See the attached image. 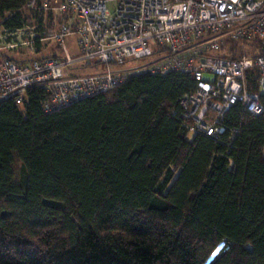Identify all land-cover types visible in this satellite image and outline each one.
<instances>
[{
	"label": "trees",
	"instance_id": "obj_1",
	"mask_svg": "<svg viewBox=\"0 0 264 264\" xmlns=\"http://www.w3.org/2000/svg\"><path fill=\"white\" fill-rule=\"evenodd\" d=\"M27 1L0 0L3 28L44 23ZM195 90L145 71L52 111L38 86L1 100L0 264H264V116L236 104L219 140L190 139Z\"/></svg>",
	"mask_w": 264,
	"mask_h": 264
},
{
	"label": "built area",
	"instance_id": "obj_2",
	"mask_svg": "<svg viewBox=\"0 0 264 264\" xmlns=\"http://www.w3.org/2000/svg\"><path fill=\"white\" fill-rule=\"evenodd\" d=\"M23 12L43 14L46 25L25 24L5 29L0 44V101L23 104L27 91L38 86L49 93L45 111L107 92L123 83L133 70H117L142 60L137 73L179 72L196 81V90L180 100V114L190 135L219 140L230 109L241 104L264 116V0H28ZM25 36L28 49L53 41L61 53L17 60L5 54ZM76 37L79 56L73 58L67 40ZM232 41L252 54L229 58L219 54ZM85 62L98 63L90 73L74 74ZM256 70L259 92L248 83ZM213 74L212 79L205 75ZM238 129L230 135L232 141Z\"/></svg>",
	"mask_w": 264,
	"mask_h": 264
},
{
	"label": "rangeland",
	"instance_id": "obj_3",
	"mask_svg": "<svg viewBox=\"0 0 264 264\" xmlns=\"http://www.w3.org/2000/svg\"><path fill=\"white\" fill-rule=\"evenodd\" d=\"M35 24L38 25L37 30L40 29V27H42V25H46V27H48V29L53 28L52 22L50 20H47L42 25L37 21L32 22L30 25H35ZM42 31L43 30L40 29L38 32L42 33ZM23 39H25V36L19 37V35H14L12 37V39L11 38L7 39V40H11L12 42H16V43L19 42V43L17 44V46L15 48H13V50H11V49L5 50V54L9 55V56H11L17 60L29 61V60L36 58V57H41V56H46V55H54V54H58L59 52L61 53V47H59L53 41H46L42 45H37V47L34 50H30L25 45L20 44V42L23 41ZM4 42H5V30H4V28L0 22V44H3ZM75 42H76L75 36H72L67 40V47H68L70 54L73 58H77L79 56V53L77 51V44ZM223 51L225 54H228V55L234 56V57L254 53L253 51L246 50L243 48H239L236 45L234 46L232 43H229V42H226V46H225ZM142 63H143L142 60L128 61L124 65L116 67V69L117 70L118 69L124 70V71L133 69L131 71V73L134 74V73H137V68L141 67ZM94 70H96L95 66L94 67L93 66H81V67L75 68L73 73L74 74H84V73H90ZM205 76L208 79H212L214 77L213 74H207ZM189 138L192 139L193 135H189ZM19 169H20V163L16 162V171L19 172ZM213 257H215V256H213Z\"/></svg>",
	"mask_w": 264,
	"mask_h": 264
},
{
	"label": "snow or ice",
	"instance_id": "obj_4",
	"mask_svg": "<svg viewBox=\"0 0 264 264\" xmlns=\"http://www.w3.org/2000/svg\"><path fill=\"white\" fill-rule=\"evenodd\" d=\"M219 251H220V248H217V249L215 250V252H213V256H215L217 253H219Z\"/></svg>",
	"mask_w": 264,
	"mask_h": 264
}]
</instances>
